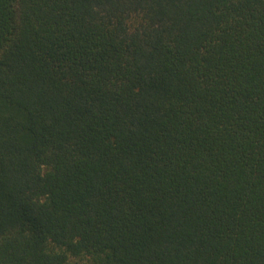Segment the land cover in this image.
Here are the masks:
<instances>
[{
    "label": "trees",
    "instance_id": "16d2710c",
    "mask_svg": "<svg viewBox=\"0 0 264 264\" xmlns=\"http://www.w3.org/2000/svg\"><path fill=\"white\" fill-rule=\"evenodd\" d=\"M0 264H264V0H0Z\"/></svg>",
    "mask_w": 264,
    "mask_h": 264
}]
</instances>
